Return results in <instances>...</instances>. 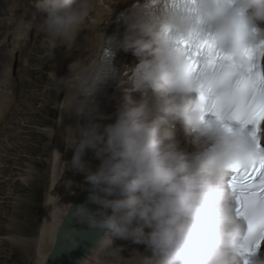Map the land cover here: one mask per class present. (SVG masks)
Returning a JSON list of instances; mask_svg holds the SVG:
<instances>
[{
    "label": "clouds",
    "instance_id": "clouds-1",
    "mask_svg": "<svg viewBox=\"0 0 264 264\" xmlns=\"http://www.w3.org/2000/svg\"><path fill=\"white\" fill-rule=\"evenodd\" d=\"M94 4L37 0L29 24L52 45L70 43ZM174 19L157 22L135 7L120 16L129 33L120 47L139 58L131 81L136 91L145 93L142 102L132 95L114 101L101 98L102 84L91 87L86 74L78 85L71 77L61 78L69 100L64 114L77 117V125L64 126L66 149L73 151L67 166L85 174L90 185L87 203L96 205L95 210L87 204L73 210L71 205L69 214L89 229L100 230L98 243L110 254L123 251L114 246L117 239L144 245L147 254L136 252L134 264H244V227L227 177L232 166L247 164L257 154L240 129L202 119L191 66L184 51L173 49L172 40L162 36L161 28L170 25L177 41H194L207 19L213 25L208 39L221 52L237 55L264 41V0H196L183 5L178 23ZM103 69L102 64L99 73ZM69 71H74L73 65ZM92 96L107 112L114 107L112 116L99 114ZM103 119L114 122L102 125ZM182 130L183 147L176 140ZM87 150L100 161L95 171L83 159ZM64 240L77 246L78 231L69 229Z\"/></svg>",
    "mask_w": 264,
    "mask_h": 264
},
{
    "label": "bare ground",
    "instance_id": "bare-ground-1",
    "mask_svg": "<svg viewBox=\"0 0 264 264\" xmlns=\"http://www.w3.org/2000/svg\"><path fill=\"white\" fill-rule=\"evenodd\" d=\"M134 1H139V0H95V4H94L93 9L89 12L88 16L86 17L83 25L81 26L80 30L78 31V33L76 34L74 39L70 43L58 41L55 45L50 44L44 36L38 38L37 40H34L35 36L39 35V34L36 33L35 31H33L32 35H31V28L32 27L29 24V22L32 21L33 14L36 12H34L31 9V5L29 2L25 3V5L22 6L19 3V1H14V7L11 8L9 10V12H6L5 14L0 15V17H1L0 18V20H1L0 21V40H1L0 41V54L4 53V54H2L3 55L2 59L4 60V63H3V68L1 70V75L6 80L4 82L0 81V89L2 86L7 85L9 78L12 77L11 78V81H12L13 76H11V71H12V67H13V65H12L13 60L15 59L16 55H18V51H21L22 47H24V49H26L25 51L27 53H29L28 59H32V56H31L33 53L32 49L35 46L40 48V49H43L42 56L40 55L36 59L39 60V58H42L43 56L47 55V58L44 57V59L46 60L47 63H50V65L45 67L44 66L45 61L43 63L41 62L42 64L38 65V67L40 68L39 71L41 70V68H48L49 70H51V72H49L48 76H47V79L50 81L49 83H50L51 89L48 91V93H45V97H43L44 102H41L39 104V105H44L46 108L49 106V104H51V109H52L51 115L55 116V120L53 122L54 127L52 129H48L46 131L47 135H45L46 138L48 140L50 139L49 141H51L50 150L48 151V147H47V145H49V142L46 146H44V149H43L44 153L46 155L50 156L48 161L46 160V163H47V166L49 169L48 173L47 172L46 173H39V175H38V171H39L38 164L39 163L37 161H35L33 164L34 171L39 176L38 177L39 183H41V186H43V188L45 187V189H46L44 202L42 203L41 221H40V224L37 225V228H36L34 233H32L31 228H27L28 233L25 231V234H27L28 237H25V234L21 233L22 226H24L23 220H21L23 218L18 219V220H13V219L10 220L8 218L9 221L6 220L7 226H5V228L0 227V232L11 233V236H9V237H6V238L3 236L0 237V245L3 246V250H6L4 248V246L7 245L9 247V249H11V251H13V254H15V252H20V254L25 256V258L27 257V259H25L26 260L25 264H45L47 257H48V255H49V253L53 247L55 236H56V233L58 231L59 225L61 224V222L63 220V217L65 216V214L67 213V211L71 207L72 203L76 199L79 192L86 185H88L85 182V174L84 173L77 172L75 169H72L71 167L67 166V165L71 164V160L73 158V151L70 149H66L65 142L63 139L64 126H66V125H73V126L77 125L76 124V118L77 117L72 116L71 118H69L66 114H64L65 106L69 103V100L66 98L65 82L61 78L71 77L73 79V83L78 85L79 84V77L83 74H86L87 76H89L91 78V87H93L95 85H101L104 80L113 78V74H111V73H109L108 75H105V74L99 73V71H98L99 69H101L102 64H103V61L100 60L101 52L103 50V47L107 45V42L109 43V45H111V46L113 45V36H109L110 35L109 34L110 33L109 32L110 31V24L115 22V20L120 19V16H118V13L120 12V10L123 7H125L126 5H128L129 2H134ZM30 35H31V37H29ZM121 41H122L121 38H117L114 42L116 43L117 46L120 47ZM113 50H115V49H113ZM137 60H139V58ZM0 61H1V57H0ZM21 61H22V64L20 65L21 72H20L19 76H16V78H18V79L14 78L16 80V82L14 83L15 89L19 86H20V88H23V86L26 85V82H25L26 76H28L29 73H31V71H33V68H31V66H32L31 63L26 62V59H24V60L21 59ZM136 64H138V62H131V59L129 60L126 56L125 61H122L121 65H120V70H127V71L131 70L134 68V66ZM69 65H73V69H74L73 72L69 71ZM25 68H27V70H25ZM78 68L81 69L82 71H80V72L75 71V69H78ZM48 69H45L43 72L47 71ZM23 70H24V72H23ZM36 70H38V69H36ZM32 87L38 89L40 86L39 85H35V86L33 85ZM28 88H29V86H28ZM22 91H24V90L22 89ZM39 94H42V93H39ZM148 94H150V92ZM29 97H32V96H29ZM29 97L25 96L24 94L22 96V98H25L26 101H27V99H29ZM32 98H34V97H32ZM32 98H31V101H33ZM35 98H37V97H35ZM35 98H34V100L36 101L37 99H35ZM41 99L42 98H40V101H41ZM12 100L15 103H17V101H18V103H19L18 106L22 105L21 102H23V101H21L20 98L19 99L17 98V101H16V95L12 96ZM134 100L138 102L137 98H135ZM1 101L4 102V104H3L4 108H3V111L1 109L2 115L0 116V118H1L0 119V131L3 132L4 130H7L4 128V121L7 120V116L9 114L10 104H8L2 98H1ZM92 101L97 108V112L99 114L105 116V117L112 116V114L116 110L114 107L110 106L108 109L109 112H107L106 109L104 108V106L97 104V102L95 101V98L93 96H92ZM21 107L20 108L23 109L22 112L23 113L25 112L27 114L28 113L27 108L23 107V106H21ZM15 115L16 114H14V116ZM49 117H51V116H49ZM80 118H82V117H80ZM15 119L17 121L16 117H13L10 119V121H12L11 124L15 121ZM27 120H28V118L25 117L24 122L28 123V122H26ZM111 122H114V121L109 120V119H103L102 125H106V124L111 123ZM17 123L20 124L19 121ZM79 124L82 125L80 122H79ZM12 130H13V128H12ZM19 130H20V128H19ZM8 135H10V133ZM13 137H11V138H13ZM17 138H18V135H17ZM13 139H16V138H13ZM182 139H183L182 137L177 138V141H181V147H182ZM9 140H7V141H9ZM18 140L20 141V139H18ZM43 140L45 141V139H43ZM8 143H12V142H8ZM11 145L12 144H10V146H9L10 148H11ZM2 148L4 149V147H2ZM18 148H20V147L18 146ZM20 150H22V149H20ZM20 150H18V151H20ZM3 151H5V150H3ZM5 152H7V150ZM5 155H6V153H5ZM2 156H4V155H2ZM19 156H21V155H19ZM42 156H43V154L40 155V158ZM1 159H2V157H1ZM83 159H84V161H85V163H86V165L90 171H95L96 168L100 164V161L95 157V154L92 150H87ZM7 160H5V161H7ZM1 163H3L2 160H0V164ZM15 164L16 163L14 162L13 165H15ZM1 166H3V164H1ZM16 169H17V167H16ZM21 175L22 174H20V176ZM27 175L29 176L28 173H27ZM32 180H34L33 177L31 178V181ZM2 182H4V181H2ZM20 184L23 186H26L29 184V180L24 182V179L21 178ZM1 188H2V186H1ZM10 189H11V187H10ZM10 189H9V191H10ZM6 194H7V192H6ZM2 200H0V204H1L0 210L4 209L3 206L5 204H7L8 200H10V199L6 198V199H2ZM15 200L17 201V199H15ZM18 201L15 203H19ZM22 202H20V203H22ZM19 204H17V206ZM14 208H15V206H14ZM24 210H25V208H24ZM14 211H15V209H14ZM22 212H24V211H22ZM1 213H0V215H1ZM2 222H3V219L0 216V223H2ZM31 225L32 224L30 222V226ZM12 234L13 235L17 234L18 236H13ZM15 237H18V238H15ZM23 237H25V238L22 240ZM105 239H108V237H105ZM114 246H121L123 248V251L119 252L118 254H110V249L106 248L103 243H99L95 248H93L89 252V254L85 258H83V260L79 264H134V257L136 256V252L147 254V253H145V246L144 245L135 244L132 241L117 239V240H114ZM4 258H6V253L0 254V264H2V262H3L2 259H4ZM124 258H128V259H124ZM20 260L18 262V261H14V259L12 258V260L9 262V264H20Z\"/></svg>",
    "mask_w": 264,
    "mask_h": 264
},
{
    "label": "snow or ice",
    "instance_id": "snow-or-ice-1",
    "mask_svg": "<svg viewBox=\"0 0 264 264\" xmlns=\"http://www.w3.org/2000/svg\"><path fill=\"white\" fill-rule=\"evenodd\" d=\"M178 42L184 45V55L191 66L202 119L220 120L229 130L233 129L230 122H236L257 154L247 164L232 166L227 177L235 213L247 225L240 253L245 257L244 264H249L246 257L264 247V41L237 55L221 52L208 38L187 41L181 37ZM105 56L110 53L106 51ZM109 73L110 68L105 75ZM94 239L92 234L78 233L81 244ZM69 247L61 233L53 255Z\"/></svg>",
    "mask_w": 264,
    "mask_h": 264
},
{
    "label": "rangeland",
    "instance_id": "rangeland-1",
    "mask_svg": "<svg viewBox=\"0 0 264 264\" xmlns=\"http://www.w3.org/2000/svg\"><path fill=\"white\" fill-rule=\"evenodd\" d=\"M5 8V3L3 2V0H0V12L2 9ZM5 11V10H3ZM2 11V12H3ZM1 12V13H2ZM1 18V17H0ZM1 21V20H0ZM34 31V29L31 28V35L32 32ZM31 35L29 37H31ZM42 34L36 35L34 40H37L38 38L42 37ZM1 41V40H0ZM35 42V41H34ZM26 49H24V47L21 48V51H18V55H16L15 59L13 60V67H12V71H11V76H13V79L11 81V78L8 79V83L5 86H2L0 91H7L8 90V84L10 87H12V84L16 82L15 79L16 76H19L20 72H21V67L20 65L22 64V60L26 59V62H29L32 64L31 68H33V71H31V73H29L28 76H26V85L23 86V88L17 87L16 89L13 87L12 92L10 93L9 91L4 95V97L2 99H4L5 101H7L8 104H10L9 107V114H8V119L4 121V128L7 130H4L1 134L0 137V160L3 161V166H1L0 164V200L2 199H10L8 200L7 204H5L3 207V210H0L1 212V217L3 219V222L0 223V227L5 228V226H7L6 224V220L9 221V219H13V220H18L21 219L23 220V225L22 226V231L21 233L25 234V231L28 233V229L27 228H31L32 233L35 232L37 225L40 224L41 221V214H42V203L44 202V198H45V187L43 188V186H41V183H39V173H48L49 169L46 163V160L48 161L49 157L48 155H46L43 151L44 146H46L49 142V145H47L48 147V151L50 150V145H51V141H49L45 135L46 131L48 129H52L53 126V122L55 120V116L51 115L52 109H51V104H49V106L46 108L44 105H39L41 102H44L43 97H45V93H48V91L51 89L50 86V81L47 79L48 73L51 72V70H49L48 68H41V70L39 71V64H42L44 61V66L47 67L48 65H50V63H47L46 60L44 59L47 58L46 56H43L42 58H39V60H37L36 58L39 57L40 55L42 56L43 53V49H40L38 47H34L32 50V59H28V55L29 53H27L25 51ZM36 53H35V52ZM4 54V53H2ZM0 54L1 57V61H0V81H6L3 76L1 75V70L3 68V63L4 60L3 55ZM2 55V56H1ZM42 62V63H41ZM19 65V66H18ZM17 67V68H16ZM38 70H36V69ZM35 69V70H34ZM45 69H48L47 71L43 72ZM25 70H27V68H25ZM24 72V70H23ZM15 76V77H14ZM15 78V79H14ZM4 79V80H3ZM30 79V80H29ZM33 80V81H32ZM30 81V82H29ZM13 82V83H12ZM32 82V83H31ZM39 85L40 88L36 89L34 87H32L33 85ZM29 86V88H28ZM32 87V88H31ZM47 88V89H46ZM22 89L24 91H22ZM27 93V94H26ZM37 95H36V94ZM42 93V94H39ZM23 94L25 96H32V97H37L35 99H38L36 102H34V98L29 97V99H27V101L25 100V98H22ZM16 95V101L17 98L21 99V104L20 106H18L17 104L19 103H15L12 100V96ZM31 98L33 101H31ZM40 98L41 101H40ZM24 99V100H23ZM135 101V100H134ZM18 102V101H17ZM25 103V104H24ZM15 105V106H14ZM27 105V106H26ZM14 106V107H13ZM26 107L28 110V113L26 114L25 112L23 113L21 109L22 107ZM21 107V108H20ZM41 109V110H40ZM47 111H46V110ZM16 110V111H15ZM34 110V111H33ZM34 113H33V112ZM19 112V113H18ZM37 113V114H36ZM14 114H16L14 116ZM18 114V115H17ZM41 116H40V115ZM21 115V116H20ZM39 115V116H38ZM51 116V117H49ZM16 117L17 121L15 119V123L13 122L11 124L12 121H10L11 118ZM25 117L28 118V120L25 123ZM49 117V118H48ZM20 118V119H19ZM24 118V119H23ZM39 118V119H38ZM42 118V119H41ZM23 119V120H22ZM49 120V121H48ZM20 122V124H18L17 122ZM10 122V123H9ZM35 122V123H34ZM41 122V123H40ZM22 123V124H21ZM24 123V124H23ZM26 124V125H25ZM8 125V126H7ZM14 125V126H13ZM25 125V126H24ZM35 125V126H34ZM37 125V126H36ZM52 125V126H51ZM8 128H7V127ZM16 126V127H15ZM31 126V127H30ZM34 126V127H33ZM47 126V127H46ZM13 128V130H12ZM17 128V129H16ZM20 128V130H19ZM22 128V129H21ZM16 129V130H15ZM18 130V131H17ZM24 130V131H23ZM7 131V132H6ZM19 133H17V132ZM6 132V133H5ZM12 132V133H11ZM10 133V135H8ZM27 133V134H26ZM15 134V135H14ZM14 137H13V136ZM18 135V138H17ZM16 139H13V138ZM38 137V138H37ZM182 137L181 134L178 136ZM10 140H9V139ZM31 138V139H30ZM42 138V139H41ZM13 139V140H12ZM20 139V141L18 140ZM45 139V141L43 140ZM9 140V141H7ZM16 140V141H15ZM18 140V141H17ZM40 140V141H39ZM177 140V138H176ZM33 141V142H32ZM8 142H12V143H8ZM14 142V143H13ZM20 142V143H19ZM6 144V145H5ZM11 145V148L9 147ZM22 144V145H21ZM30 144V145H29ZM40 145V146H39ZM16 146V147H15ZM18 146L20 148H18ZM29 146V147H28ZM4 147V149L2 148ZM7 148V149H6ZM35 148V149H34ZM39 148V149H38ZM22 149V150H20ZM42 149V150H41ZM2 150V151H1ZM3 150H7V152L3 151ZM20 150V151H18ZM40 150V151H39ZM14 151V152H13ZM36 151V152H35ZM6 153V155H5ZM15 153V154H14ZM27 153V154H26ZM31 153V154H30ZM41 153V154H40ZM4 156H2V155ZM29 154V155H28ZM43 156L40 158V155ZM21 155V156H19ZM25 155V156H24ZM38 155V156H37ZM6 156V157H5ZM2 157V159H1ZM19 158V159H18ZM8 159V160H7ZM36 159V160H35ZM7 160V161H5ZM14 160V161H13ZM17 161V162H16ZM37 161L38 167H39V171H38V175L36 174V172L34 171V167L33 164L34 162ZM15 162L16 164L13 165V163ZM21 162V163H20ZM31 162V163H30ZM9 163V164H8ZM19 163V164H18ZM11 164V165H10ZM6 165V166H5ZM10 165V166H9ZM21 165V166H20ZM8 166V167H7ZM17 169H16V167ZM4 167V168H3ZM19 167V168H18ZM30 167V168H29ZM14 169V170H13ZM4 170V171H3ZM30 170V171H29ZM14 172V173H13ZM31 172V173H30ZM17 173V174H16ZM19 173V174H18ZM27 173L29 174V176L27 175ZM9 174V175H8ZM20 174H22L20 176ZM15 175V176H14ZM27 175V176H26ZM33 177L34 180L31 181V176ZM26 176V177H25ZM8 177V178H7ZM11 178V179H10ZM13 178V179H12ZM21 178L24 179V182L29 180V186H23L20 184ZM38 178V179H37ZM36 180V181H35ZM4 181V182H2ZM13 181V182H12ZM8 182V183H7ZM4 183V184H3ZM8 184V185H7ZM12 184V185H11ZM7 185V186H6ZM10 185V186H9ZM2 186V188H1ZM15 186V187H14ZM11 187V189H10ZM10 191H9V189ZM15 188V189H14ZM23 189V190H22ZM32 189V190H31ZM20 190V191H19ZM35 190V191H34ZM38 190V191H37ZM14 191V192H13ZM23 191V192H22ZM7 192V194H6ZM9 192V193H8ZM18 192V193H17ZM34 193V194H33ZM13 194V195H12ZM11 195V196H10ZM16 198H15V197ZM12 197V198H11ZM13 199V200H12ZM15 199H17V201L20 203H15L17 202ZM3 201V200H2ZM1 201V202H2ZM25 201V202H24ZM13 202V203H12ZM17 204H19L17 206ZM26 204V205H25ZM1 205V204H0ZM8 205V206H7ZM15 208H14V206ZM22 205V206H21ZM20 206V207H19ZM34 206V207H33ZM6 207V208H5ZM18 207V208H17ZM28 207V208H27ZM8 208V209H7ZM13 208V209H12ZM25 208V210H24ZM38 208V209H37ZM15 209V211H14ZM9 210V211H8ZM14 212H13V211ZM20 211V212H19ZM24 211V212H22ZM36 211V212H35ZM26 213V214H25ZM32 213V214H31ZM4 214V215H3ZM6 214V215H5ZM25 215V216H24ZM32 215V216H31ZM4 216V217H3ZM20 216V217H19ZM24 216V217H23ZM28 217V218H27ZM35 217V218H34ZM9 218V219H8ZM32 218V219H31ZM31 219V220H30ZM30 222H31V226H30ZM2 224V225H1ZM28 225V226H27ZM24 227V228H23ZM13 235V234H12ZM9 237L11 236V233H6V232H0V237ZM13 236H18L17 234L13 235ZM21 236V235H20ZM25 237H28L27 234H25ZM23 237L22 240L25 238ZM18 238V237H15ZM4 248L6 250H3V246L0 245V254L2 253H6V258L2 259L3 262L2 264H9V262L12 260V258L14 259V261H18L20 260V264H25L27 257L25 258V256H23L22 254H20V252H15V254H13V251H11V249H9V247L7 245L4 246Z\"/></svg>",
    "mask_w": 264,
    "mask_h": 264
},
{
    "label": "water",
    "instance_id": "water-1",
    "mask_svg": "<svg viewBox=\"0 0 264 264\" xmlns=\"http://www.w3.org/2000/svg\"><path fill=\"white\" fill-rule=\"evenodd\" d=\"M89 192L90 185H86L79 192L76 199L72 203L73 210L76 206H79L81 204H87L89 210H95L96 205L87 203ZM69 210L67 211V213L63 217L61 224L59 225L53 247L47 257L45 264H79L83 260V258H85L89 254V252L99 244L98 241L102 237L103 233L100 230L89 229L86 225L82 224L77 219H74L71 214H69ZM69 229H75L78 231V233L86 232L92 234L95 239L93 241H86L83 244L79 243L78 241V245L75 247L69 244L70 247L68 251L60 253L59 255H53L57 247L58 237L61 235V233H63L64 235V233Z\"/></svg>",
    "mask_w": 264,
    "mask_h": 264
}]
</instances>
